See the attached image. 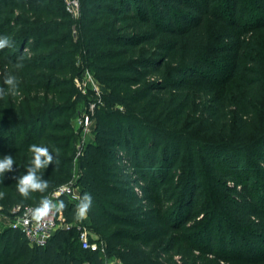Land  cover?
<instances>
[{
    "label": "trees",
    "instance_id": "16d2710c",
    "mask_svg": "<svg viewBox=\"0 0 264 264\" xmlns=\"http://www.w3.org/2000/svg\"><path fill=\"white\" fill-rule=\"evenodd\" d=\"M256 2L261 13L246 19L244 0H79L77 15L68 0H0V37L12 42L0 50V88L9 74L19 81L0 99V158L15 160L0 175V213L36 208L79 161L91 228L120 264H164L158 248L181 264L255 263L214 244L221 229L228 246L229 229L264 246V0ZM225 58L227 82L215 76ZM87 70L106 91L94 139L77 157L73 118L86 100L77 81ZM32 144L57 163L40 173L49 188L25 199L15 178ZM59 200L74 222L75 205ZM103 255L84 249L75 228L44 245L18 227L0 230V264H106Z\"/></svg>",
    "mask_w": 264,
    "mask_h": 264
},
{
    "label": "built area",
    "instance_id": "2783aa9c",
    "mask_svg": "<svg viewBox=\"0 0 264 264\" xmlns=\"http://www.w3.org/2000/svg\"><path fill=\"white\" fill-rule=\"evenodd\" d=\"M69 9L70 11L77 15L79 13V0H72L70 2ZM90 85H92L94 91L97 92L99 95V99L97 102L102 101V94L103 92L100 90V87L95 85V77L92 75L90 71H86L83 78L77 81V86L80 90L86 94L89 90ZM97 102L93 103L90 106L91 116L87 117V120L80 116L79 124L81 129H83L84 134H87V131L90 130L92 127V117L95 114L96 104ZM91 118V119H90ZM86 145L85 137L84 139L80 140L78 145V154L77 157L82 155L83 148ZM77 160V158H76ZM61 196H67L69 201L76 206L79 202V198L81 196V187L79 183L74 182L71 180L70 182L58 187L54 190L49 198L52 199L54 202H58V199ZM33 206H17L12 212L14 216V223L12 226L20 228L24 234L26 235L27 239L32 245H44L47 241L53 236L58 228L64 227L66 229L75 228L78 232L79 241L84 249L91 250V251H98L102 254L106 252V244L103 240L99 239L98 237L95 238L92 235V232L89 228V223L86 222L87 219L90 220L89 215L87 214L82 219H76L74 222H68L67 218L63 214V212L56 213L54 216H50L46 218L44 221L37 223L36 221L32 220L31 218V210L34 209ZM5 214L0 213V217Z\"/></svg>",
    "mask_w": 264,
    "mask_h": 264
},
{
    "label": "rangeland",
    "instance_id": "374dc122",
    "mask_svg": "<svg viewBox=\"0 0 264 264\" xmlns=\"http://www.w3.org/2000/svg\"><path fill=\"white\" fill-rule=\"evenodd\" d=\"M71 1L72 0H68L69 6L71 5L70 4ZM244 3H245V7L248 9L247 10L248 16H246L247 17L246 19H248V18L253 19V16L256 17V15L259 16V14L261 12H260V9L258 8V4H257L256 0H244ZM229 18H231V17H228V19ZM248 22H251V21L248 20ZM260 42L262 43V47H263V51H262L263 55L262 56H264V34L262 36H260ZM221 61L222 62H220V70L222 71V73L219 71L215 72V76L219 79V81L227 82V81H229L228 79L232 76L230 68H229L228 60H226V58H225L224 60H221ZM2 69L3 68L0 64V77L2 76ZM95 85L100 87V90L102 92L106 91L105 85H103L97 79H95ZM221 86H222V83H221V85H219V87H221ZM263 88H264V85H263ZM98 99H99V95L97 94L96 91H94L92 85H90L89 90L86 93V100L78 103V105L76 107V114L73 118V121L75 124V132L77 134V139L75 141L77 146L79 145L80 140L84 139V137H85L86 144L89 141L94 139V133H93L92 127L90 128L89 131H87V134H84L83 129H81V127H80L79 119H80V116H82L84 119L87 120V117L89 118V116H91L90 115L91 114L90 106L93 103L97 102ZM206 128H207L206 124L202 123L197 127L196 131L199 132L200 136L205 137L206 136L205 132L207 131ZM88 168L92 170V167L90 165H88ZM81 176H82V170L80 168L79 161H77L76 167L74 169V176H73L72 180L76 183H79ZM261 178H264V177H261ZM86 222L89 223L90 220L87 219ZM13 223H14V216H9V215L1 216L0 217V230H3L4 228L11 226ZM90 224L91 223H89V225ZM89 228L92 232V235L95 238H97V237L99 238V236L96 234V232L91 228V225L89 226ZM228 230L229 229H227V233H228L227 245L228 246H226V243L223 241L221 229L217 230L216 241L214 244L215 249H216L215 252H219L223 255H231L234 253L241 252L243 255L249 254L253 258L258 259V260H256L255 263H246L245 261H242L240 264H264V246H260L259 244H258V246H253V245L248 246L247 245L248 243L246 241L237 240V238L232 236L231 230H229V231ZM200 237H201L200 240H202L204 238V233H202L200 235ZM168 243H169V241H168ZM164 250L165 249L161 250L160 248H158V250H157V255L162 254L161 255L162 256V262H164V264H181L180 256L175 255V251H170L168 253H164L165 252ZM103 256H105L106 264H120L121 263L120 259L116 255H110V253H108L107 245H106V252ZM210 258H212V259L215 258V260H216L215 256H210Z\"/></svg>",
    "mask_w": 264,
    "mask_h": 264
},
{
    "label": "clouds",
    "instance_id": "9594fccd",
    "mask_svg": "<svg viewBox=\"0 0 264 264\" xmlns=\"http://www.w3.org/2000/svg\"><path fill=\"white\" fill-rule=\"evenodd\" d=\"M12 42L9 37H0V50L7 47H11ZM16 68L22 67L17 63ZM4 84L8 86L7 90L0 88V99L5 98L7 95H16L18 92L19 81L11 74L7 75L4 80ZM29 151L32 154L29 160V164L26 167V174L16 177V189L18 193L25 199L29 198L32 193L40 192L44 193L49 188V182L42 178L41 170H45L50 164H56L52 151L48 147L32 144L29 147ZM58 153V149L55 150ZM15 160L13 155H4L0 158V175L13 170ZM4 193H0V198H3ZM92 197L89 193H85L79 198V202L75 206V217L77 219L84 218L91 209ZM66 208L64 201L59 200L54 202L48 196L41 198L39 205L31 210V218L37 223L44 221L50 216H54L56 213L61 212Z\"/></svg>",
    "mask_w": 264,
    "mask_h": 264
}]
</instances>
